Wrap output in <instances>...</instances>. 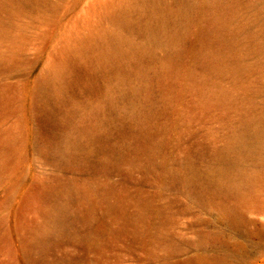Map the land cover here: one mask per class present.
I'll return each mask as SVG.
<instances>
[{"label": "rangeland", "instance_id": "374dc122", "mask_svg": "<svg viewBox=\"0 0 264 264\" xmlns=\"http://www.w3.org/2000/svg\"><path fill=\"white\" fill-rule=\"evenodd\" d=\"M0 264H264V0H0Z\"/></svg>", "mask_w": 264, "mask_h": 264}]
</instances>
